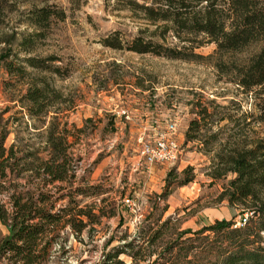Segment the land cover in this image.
Masks as SVG:
<instances>
[{"label": "rangeland", "instance_id": "374dc122", "mask_svg": "<svg viewBox=\"0 0 264 264\" xmlns=\"http://www.w3.org/2000/svg\"><path fill=\"white\" fill-rule=\"evenodd\" d=\"M121 5L117 0H0V146L13 144L15 154L9 161L0 159L7 164L6 177L0 179L9 190L0 193L1 201L10 212L9 194L25 195L46 178L35 168L48 158L51 117H30L22 108L29 85L44 79L62 95L52 110L58 111L56 130L67 132L63 144L69 152L68 161L61 157L67 169L65 179L44 187L51 194L44 204H53L51 211L58 212L73 207L76 200L78 207L96 204L109 212L116 202L115 215L89 223L78 237L69 225L58 224L41 264H100L107 252L130 242L132 246H124L126 252L118 258L130 264V254L138 250L142 257L137 261L143 264L182 232L209 225L216 218L241 217L239 208L230 209L225 200H219L223 184L233 175L218 179L208 175L213 152L204 150V144L210 141L217 148L233 136L237 124L242 128L243 121L249 138L264 139V120H259L264 100L241 93L219 77L209 59H168L127 50L142 28L151 30L153 26ZM43 6L63 10L65 18L52 17L43 35L35 38L33 49L25 52L19 42L34 30L31 10ZM113 34L121 39L123 48L103 44ZM165 42L178 44L173 35ZM214 49L211 43L195 51L206 56ZM29 56L49 58L46 63L59 68V74L29 66L24 61ZM202 106L215 111L214 119L226 113L231 118L214 121L199 139L186 141L189 122ZM171 123L176 126L174 140L179 146L176 159L145 163L141 150L160 140ZM31 152L34 155L29 156ZM24 154L29 156L26 161L20 158ZM188 167L194 179L174 185ZM168 179L171 191L163 198ZM85 184L100 186L103 194L99 199L104 197L105 202L89 195H67ZM92 212L98 214L99 210ZM87 220L83 218V222ZM8 233V227L1 224L0 237ZM155 235L158 237L152 241ZM0 264H10L7 255L0 258Z\"/></svg>", "mask_w": 264, "mask_h": 264}, {"label": "trees", "instance_id": "16d2710c", "mask_svg": "<svg viewBox=\"0 0 264 264\" xmlns=\"http://www.w3.org/2000/svg\"><path fill=\"white\" fill-rule=\"evenodd\" d=\"M121 7L146 21L153 29L142 28L126 46V49L139 54H152L168 59L198 61L209 59L219 77L224 78L241 91L252 93L254 99L264 100V0H117ZM30 23L34 30L21 38L19 46L25 52L34 47L35 38L43 35L52 17L64 19L63 10L43 6L31 10ZM173 35L178 44L165 42ZM213 43V53L206 56L196 53V49ZM103 44L115 49L123 48L121 39L113 34L103 39ZM7 57L2 56V61ZM45 60L26 57L24 61L33 68L59 74V68H51ZM61 93L50 86L46 80L33 82L23 96L22 108L30 117L50 116L47 131L48 158L41 159L36 166L44 181L23 194H9L11 211L0 199V225L5 224L9 233L0 237V258L7 255L10 264H41L49 254L55 239L54 232L59 224L69 225L76 237L89 224L99 223L103 216L115 215V203L109 212L96 204L78 207L65 206L52 212L53 204H44L51 197L44 187L55 181H63L66 164L61 157H68L67 132L57 131L58 111L52 110ZM213 109V108H212ZM216 113L202 106L197 116L190 120L185 131L186 141L199 139L202 131L210 129L214 121L229 120V113L214 119ZM246 118L245 115L242 117ZM264 120V110L259 114ZM237 124L238 130L217 148L205 141L204 150L213 152V162L209 171L212 179L232 174L223 184L219 200H225L230 209L239 208L240 220L235 218H216L209 225L196 230H188L168 242L158 256L143 264H264V139L249 138ZM211 136L217 138L216 133ZM34 155L33 152L29 154ZM15 156L14 146H0V159L9 161ZM24 154L21 159L29 157ZM19 158V159H20ZM0 162V177H6L5 164ZM30 168H26L28 170ZM192 168L183 170V178L174 185H184L194 179ZM173 183V182H172ZM171 181L168 179L162 197L170 193ZM9 190L0 179V193ZM69 194L94 196L103 194L100 186L85 184L68 191ZM64 195H61V197ZM101 197L99 202H105ZM97 208L98 214L92 210ZM244 213L248 215L245 217ZM83 218L88 219L83 222ZM94 231L92 228L91 232ZM90 232V231H89ZM187 235V236H186ZM158 235L153 236L155 241ZM108 240L107 242H109ZM124 246L114 247L103 256L100 264H124L118 257L125 253ZM132 263L139 264L138 250L130 254ZM144 259V258H143Z\"/></svg>", "mask_w": 264, "mask_h": 264}, {"label": "built area", "instance_id": "2783aa9c", "mask_svg": "<svg viewBox=\"0 0 264 264\" xmlns=\"http://www.w3.org/2000/svg\"><path fill=\"white\" fill-rule=\"evenodd\" d=\"M176 135V126L171 123L166 126V131L161 134L153 146L145 145L141 150L145 163L153 164L158 162H170L176 159L179 153V146L174 140Z\"/></svg>", "mask_w": 264, "mask_h": 264}]
</instances>
